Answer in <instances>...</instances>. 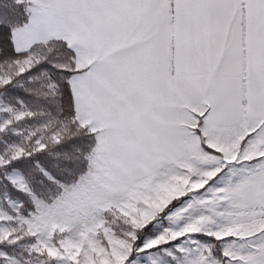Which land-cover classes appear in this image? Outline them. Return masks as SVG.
Instances as JSON below:
<instances>
[{
	"label": "snow or ice",
	"instance_id": "1",
	"mask_svg": "<svg viewBox=\"0 0 264 264\" xmlns=\"http://www.w3.org/2000/svg\"><path fill=\"white\" fill-rule=\"evenodd\" d=\"M0 264H264V0H0Z\"/></svg>",
	"mask_w": 264,
	"mask_h": 264
}]
</instances>
